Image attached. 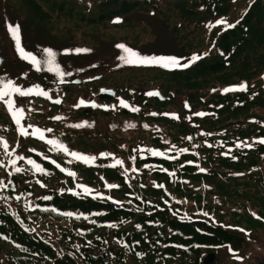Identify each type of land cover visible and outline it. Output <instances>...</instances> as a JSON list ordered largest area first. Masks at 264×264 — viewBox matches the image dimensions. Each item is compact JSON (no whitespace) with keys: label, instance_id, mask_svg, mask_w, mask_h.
<instances>
[{"label":"trees","instance_id":"16d2710c","mask_svg":"<svg viewBox=\"0 0 264 264\" xmlns=\"http://www.w3.org/2000/svg\"><path fill=\"white\" fill-rule=\"evenodd\" d=\"M29 1L41 8L37 0ZM146 2L153 0H101L93 21L104 20L109 13H129L147 5ZM66 3L63 0L61 6ZM178 3L184 14L214 13L209 24L211 30L199 41L203 46L189 50L200 59L191 62L187 71L198 78L200 74L215 72L219 82L226 83L197 78L188 80L187 84L176 83L185 90L196 88L188 96L189 108L185 105L182 114L175 115L173 110L165 111L154 105L151 110L155 115H145L152 122L150 127L139 129L142 132L134 135L128 144L120 143L123 140L112 142L113 147L105 145L96 154L82 151L97 157L88 164L58 154L56 158L61 166L50 161L53 169H47L49 160L31 148L42 149L39 144L46 146V142L28 135L30 141L37 143L21 145L23 135L14 119L11 121L6 115L0 126V137L9 145L5 150L0 142V161H3L0 181L6 185L0 186V262L206 264L204 252L215 251L217 261L221 251L236 252L249 241L245 228L257 227L264 218V144L259 143L264 138V0H180ZM233 8L239 14L231 19L229 13ZM215 14L235 27H211L219 19ZM228 66L245 68L240 74L245 78L236 81L230 78V73H216ZM249 66L253 69H246ZM175 69L169 72L185 76V69ZM235 82L246 83L247 90L224 91ZM153 89H159L168 100L148 95L151 99L147 101L144 95H134L146 108L156 102L165 105L172 101L169 93L160 87L148 88L146 94ZM173 91L176 90L168 89L170 94ZM125 92L133 95L128 90ZM44 101L49 102L47 98ZM82 113L88 115L89 111ZM136 113L129 110L125 114L138 116ZM24 118L27 121L30 115L25 113ZM149 149L165 155L154 156ZM100 153L112 155L103 157ZM31 156L44 172H37L27 163ZM14 159L15 165L11 164ZM117 160L123 163L116 164ZM146 164L151 167H144ZM16 167L24 171L17 173ZM201 168L206 171L201 172ZM69 171L76 173L75 177ZM51 178L55 179L54 185L49 182ZM106 184L119 187L110 189ZM78 185L94 191L89 195ZM188 208L197 211L193 213ZM64 213H83V216L77 218ZM113 224L116 227L110 226ZM257 264H264V259Z\"/></svg>","mask_w":264,"mask_h":264},{"label":"rangeland","instance_id":"374dc122","mask_svg":"<svg viewBox=\"0 0 264 264\" xmlns=\"http://www.w3.org/2000/svg\"><path fill=\"white\" fill-rule=\"evenodd\" d=\"M62 1L37 0L41 5V8H38L29 0H0V58L3 57L0 63V77L5 81L11 79L23 88L39 85L42 91L48 93V96L34 92L26 97H21L19 94H14L12 97L17 101V107L23 108L30 115L28 121L31 125H35L34 128H30L32 132L37 127L44 130L52 129L51 132H44L43 141L46 142V146L39 144L43 147L42 149L31 146L43 158L46 157L49 160V165L45 166L47 169H53L50 161H56L61 166V162L56 158L58 154L69 155L62 149L56 150L55 145L48 143L50 139L59 140L70 151L80 153L86 151L91 154H96L105 145L113 147L112 142L118 143L123 140L120 143L128 144L134 135L142 132H138L139 129L143 130L151 126L152 122L145 115L155 114L151 110L154 105L158 109H166L165 111L173 110L175 115H181L185 105L190 107L188 96H191L196 88L191 87L185 90L179 88L180 86L176 83L187 84V81L192 78L210 80L217 84L226 83L219 82L220 79L214 74L215 72L200 74L201 77L198 78L193 76V72H188L185 67L128 64L120 59L121 56L126 55L124 50L118 47L123 44L141 55L175 56L180 58L181 65L185 63L190 65L189 58L198 54H192L189 50L203 46L199 41L206 38V33L211 30L209 24L214 18L211 16L214 15L213 12L200 11L184 14V9L178 3L180 0H158L157 3L153 0L152 3L146 2L147 5L134 8L129 13L122 11L120 15L109 13V17L104 20L93 21L98 12L97 5L101 0H67L68 3L61 6ZM190 4L192 3L189 2ZM71 6L73 8L70 10ZM233 9L234 11L229 13L231 19L239 14L237 9ZM215 15L219 19L214 20V24L217 20L224 19L218 14ZM205 18L207 19L202 23L201 20ZM8 23L13 25L19 23L21 47L25 52L36 57L40 62L39 69L31 60L24 59L20 55L16 42L7 29ZM186 40L192 43L189 44ZM77 48H86L90 51L77 53L74 51ZM46 49H52L56 53L55 64L59 66V71L50 69L47 64ZM175 68L185 69V76L169 72L176 70ZM243 69L245 68L228 66L225 70L216 73H230V78L239 81L245 78L240 75ZM246 69H253V67L249 66ZM61 72L65 74L61 76ZM78 78L81 80L75 81ZM183 78H186V81H183ZM234 84L238 86L242 83ZM234 84H230V88L235 86ZM151 87H160L164 92L169 93L168 98L172 101L165 105H159L156 102L152 107L146 108L139 103L134 94L143 93L142 95L146 96L148 101L151 98H148L146 89ZM105 88L115 89L116 95L111 96L114 99L108 102L110 112L101 114L99 92ZM170 88L176 91L170 94L168 92ZM125 90L133 95L129 96ZM184 91H188L187 94ZM49 96L60 98L61 102L46 103L44 99H48ZM81 100L85 103L87 100L97 101L100 105L99 110L94 112L91 108H85V103L77 107ZM122 101L127 102L129 107H124ZM89 103L90 105L87 106L90 107L93 103ZM241 103L245 105L244 101ZM133 107L139 109L135 111L138 116L125 114L126 110H131ZM83 110L89 111L88 115H83ZM6 115L11 121L13 120L6 104L0 101V126ZM53 117H62V119H53ZM21 123L22 125L26 123L24 117ZM78 124L84 126H73ZM129 124L135 126L128 127ZM16 127L19 130V126ZM26 128L28 131L29 127ZM20 139L21 145L24 146L30 142L32 145L34 142L30 141L29 136H21ZM120 155L124 156L123 153ZM31 157L29 159L37 161L36 158ZM49 182L54 185L55 179L51 178ZM8 207L12 208V206ZM189 210L193 213L197 211V209ZM259 221L257 227L245 228V234L249 239L246 245L237 249L236 252L229 249L227 252L221 251L216 264H257L264 259V218ZM174 244L176 243H170V245ZM210 253L215 251L203 254L206 257Z\"/></svg>","mask_w":264,"mask_h":264},{"label":"snow or ice","instance_id":"6c2138e0","mask_svg":"<svg viewBox=\"0 0 264 264\" xmlns=\"http://www.w3.org/2000/svg\"><path fill=\"white\" fill-rule=\"evenodd\" d=\"M238 22L239 21H237V23ZM215 25H225L228 28L235 27L234 24H231V23L227 22L224 19L217 20L215 22V24L211 25V27H215ZM7 29L10 32L11 36L14 38V40L16 42V47L19 50L20 55L24 59L31 60V62L34 65H36L37 68L39 69V63L40 62L36 59V57L33 56L29 52H25L24 48L21 47V35H20V25H19V23H16L14 25L11 24V23H8L7 24ZM118 47L123 49L124 52L126 53V55L120 57V59L124 63H128V64H151V65H160V66H163V67H181L182 66V67L186 68V67L189 66L188 63H185V64L181 65L180 64V58H177L175 56H156V55L148 56V55H141L139 52L134 51L132 48H129L126 45L120 44V45H118ZM45 51L48 53V60L46 62L50 66V69L59 71V66L55 64L56 53L53 52L52 49H46ZM65 51L66 52H71L73 50H65ZM74 51L77 52V53H80V52H88L90 50L86 49V48L85 49L77 48ZM189 59H190V62H194V61L200 59V56L193 55ZM60 74H61V76H63L65 73L61 72ZM0 85H2V86H0V101H3L6 104L8 110L10 111V113H11L13 119H14L15 124L17 126H19L20 134L23 135V136H28V135L36 136V135H38L39 138L41 140H43L45 138L44 137V132L45 131L51 132L52 129L44 130V129H40V128L37 127L34 132L29 133L27 131V128L24 125H22V123H21V121H22V119L24 117V109L21 108V107H17V101L14 100L12 97H13L14 94H19V96H21V97H26V96H29L30 94H33L34 92L36 94H38V95L48 96V93L46 91H42L40 89L39 85H34L33 87H29V88H23L22 86L16 85L13 80L8 79V80L5 81L2 77H0ZM247 87H248V85L246 83H244V84H241V85H238V86H233L231 88H226V89H224V91L225 92H227V91H235V90L246 91ZM147 95H149V96H153V95L158 96L159 93L158 92H149V93H147ZM60 102L61 101H59V100L55 101V103H60ZM84 103H85V101L81 100L80 104H78L76 106L79 107L80 105H82ZM122 104H123L124 107H129L127 102H123L122 101ZM93 106H96V105H93ZM131 110L134 111V112L135 111H139V109L135 108V107H133ZM153 115H155V114H153ZM195 115H205V113H195ZM53 119H62V117H53ZM86 123L87 122H85V124ZM73 126L74 127H82L84 125L78 124V125H73ZM134 126L135 125H132V124L128 125V127H134ZM28 127H32V126L28 125ZM145 127H147V125H145ZM189 139H191V137H189ZM0 142L3 143L4 149L7 150L8 147H9L8 142L3 137H0ZM48 143L52 144V145H55L56 146V150H61L62 149L64 153H67L70 156H72L73 158H75L77 160H81V161H83L86 164H88L90 162H94L97 159V157H95V156L86 155V154H83V153H80V152H76V151H70L69 148L66 145H64L63 143H61L59 140L50 139V140H48ZM259 143L264 144V138H260ZM239 146L240 145H238V147ZM244 146L252 147L251 144H245ZM173 147H175V146H173ZM149 151L154 156H164L165 155L164 152L158 151L156 149H149ZM179 151L183 152V151H187V149H180ZM225 154H227V153H225ZM110 155H112V154L111 153H100V156H103V157H107V156H110ZM172 158L175 159V157H172ZM17 159H23V157H17ZM132 159L135 160V157H133ZM15 163H16L15 159L11 161V164L15 165ZM27 163L29 165H33L37 172H44L45 171V169L42 168L41 165L37 164L32 159H28ZM52 163H56V161H52ZM122 163H123V161H121V160H117L116 161V164H122ZM189 163H191V161H189ZM116 164L111 165V166L115 167ZM0 166H3V161H0ZM144 167L147 168V167H151V166L146 164ZM22 171H24V170L19 168V167L15 168V172H17V173L22 172ZM62 171H68V170L67 169H62ZM165 171H167V170H165ZM200 171L203 172V171H206V170L201 168ZM68 174L70 176H73V177H75V175H76V173L71 172V171H69ZM124 175L125 176L127 175V170H125ZM173 175H174V173H173ZM0 186L6 187V185L3 184V181H0ZM106 186L108 188H110V189L119 187L118 185H115V184H106ZM78 187L82 188L83 191L85 193L89 194V195H91L92 192L94 191L93 189H90L86 185H78ZM159 187H163V185H159ZM68 191L73 192L74 194H79V193H75L73 189H68ZM17 199H19V197H17ZM44 199H51V197H44ZM109 199H111V198L109 197ZM117 203L119 204V202H117ZM64 215L77 216V218H79V216H83V213H81L79 215L76 214V213H64ZM205 215H207V213H205ZM253 215H255V214H253ZM110 226L111 227H116V225H114V224L110 225ZM137 227H140V226L137 225ZM241 231H244V230L241 229ZM137 255H141L142 256L144 254L143 253H137ZM237 258L238 259H242V257H237Z\"/></svg>","mask_w":264,"mask_h":264},{"label":"water","instance_id":"95a60500","mask_svg":"<svg viewBox=\"0 0 264 264\" xmlns=\"http://www.w3.org/2000/svg\"><path fill=\"white\" fill-rule=\"evenodd\" d=\"M0 62H1V61H0ZM112 93H113V91H111V90H105V91H102V92H101V96H102V97H105V96L111 97V96H112ZM158 97L161 98V96H159V95H158ZM215 256H216L215 253H210V254L205 258V263L213 262V261L215 260Z\"/></svg>","mask_w":264,"mask_h":264}]
</instances>
